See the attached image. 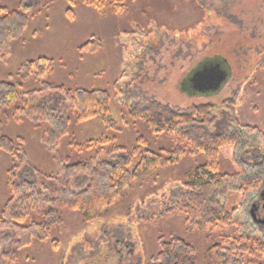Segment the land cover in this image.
Masks as SVG:
<instances>
[{
  "label": "rangeland",
  "instance_id": "rangeland-1",
  "mask_svg": "<svg viewBox=\"0 0 264 264\" xmlns=\"http://www.w3.org/2000/svg\"><path fill=\"white\" fill-rule=\"evenodd\" d=\"M196 1L199 5L195 0H124L122 11L114 14L108 5L96 12L77 0L74 4L64 0H0L2 8L14 10L23 4L34 14L24 36L13 42L9 58L0 60V81L14 84L22 93L36 90L40 87L37 82L21 79L17 70L27 60L46 57L51 62L44 81L69 90H106L111 98L106 125L100 115L85 122L70 115L71 135L55 151L44 143V126H33L27 118L17 123L11 113L2 118V131L23 140L27 159L20 168H14L11 157L0 152V209L8 199L6 173L10 169L14 168L15 182L34 181L52 198L53 190L46 189L52 184L43 175L55 172L56 158L77 162L93 156L112 162L117 158L116 153H110L112 145L129 151L138 135L147 141L146 149L151 153L172 150L171 139L153 135L135 112L152 104L178 114L193 107L212 106L216 124L208 128L209 134L237 131L242 135L239 145L221 150L222 173H241L240 178L264 181V48L255 52L261 59L257 67L245 60L244 50L236 52L237 73L221 55H209L205 45L206 37L233 31L264 38V0ZM213 15L218 22H222L221 16L227 18V24L207 26ZM217 64L226 71V81L216 91L196 93L190 85L193 74ZM36 99L48 109L63 105L56 91L40 92ZM236 120L258 133L249 134L236 125ZM101 137L114 143L86 148V143ZM249 153L259 157L250 160L253 166L241 161ZM149 156L150 163L137 172L98 220L87 222L78 213L64 212L63 223L53 236L60 245L58 251L50 243H34L20 251L17 264H149L159 250L158 240L166 241L170 235L194 247L196 264H220L214 249L217 234L186 230L182 217L161 215L164 204L180 194V182L202 159L184 157L167 163L162 162L165 158ZM75 182L72 186L76 190L86 184L84 179ZM235 184L230 187L236 189ZM257 193L244 200L233 192L219 198L220 204L235 209L246 232L251 230L247 226L248 207ZM143 218L151 222L145 223ZM251 233L261 236L257 231ZM13 247L10 231L0 235V251Z\"/></svg>",
  "mask_w": 264,
  "mask_h": 264
},
{
  "label": "trees",
  "instance_id": "trees-1",
  "mask_svg": "<svg viewBox=\"0 0 264 264\" xmlns=\"http://www.w3.org/2000/svg\"><path fill=\"white\" fill-rule=\"evenodd\" d=\"M64 1L74 4L76 0ZM77 1L96 12L103 11L107 5L112 8L111 12L114 14L124 8V0ZM195 3L199 5L196 0ZM200 10L206 11L203 7H200ZM66 15L69 19L72 18L70 10L66 11ZM33 17L34 14L23 4L14 10L0 7L1 61L9 58L13 42L24 36ZM217 19L218 17L213 15L207 26L227 24V18L221 16L219 19L222 22ZM206 40L205 45L209 46L208 54L221 55L223 62L234 71L238 61L236 52L239 50H244L245 60L250 64L256 67L261 64V59L256 57L255 52H261L264 48V38H252L248 34L233 31L206 37ZM252 56L256 60L252 59ZM50 62L46 57H39L25 61L18 68L17 75L21 79L37 82L40 87L36 90L22 93L14 84L0 81V152L11 157L14 168L21 167L27 159V152L21 138H12L2 131V118L6 119L9 113L17 123L27 118L33 126H44V143L50 151L57 150L62 141L71 135L70 115L78 122L90 121L100 115L102 122L105 125L108 123L106 118L111 101L110 93L106 90H69L63 86H53L44 81L50 71ZM50 91H56L59 98L63 99V105L59 108L48 109L37 103V94ZM212 111V106H201L178 114L158 104L135 109L153 135H166L171 139L172 150H164L163 154L151 153L146 149L147 141L138 135L129 151L116 144L112 145L110 153L117 154L116 160L112 162L99 161L93 156L77 162H71L66 157L65 160L56 158L55 172L43 175V178L52 184L46 188L53 190L52 198H48L34 181L15 182L14 168L7 171L8 199L0 209V235L10 231L14 238V247L12 250L0 251V264H17L20 251L31 248L34 243H50L51 247L58 251L60 245L58 241L53 240V236L63 223V213H78L87 222L98 220L105 208L116 203L137 172L143 171L150 163L152 156L149 155H153L155 160L159 157L165 158L162 162L167 163H174L184 157L191 160L198 157L202 159V162L195 164L187 177L180 182V194L171 203L164 204L161 215L182 217L186 230H209L217 234L214 249L220 264H264V238L246 232L235 215V209L229 210L225 204L219 202V198L229 192L237 193L236 195L244 200L248 195L259 192L264 186V181L240 178L241 173H222L221 150L239 145L242 135L237 131L209 134L208 128L216 124V119L211 115ZM235 123L241 126L237 120ZM241 128L249 134L258 133L254 127ZM110 142L113 141L101 137L86 143L85 146L93 149ZM246 155L254 160L259 158L255 153ZM77 179L86 181L79 190L72 186ZM232 183H236V189L230 187ZM142 221L151 222L146 218ZM158 246L159 250L149 259V264H196L194 247L178 236L170 235L166 241L160 238Z\"/></svg>",
  "mask_w": 264,
  "mask_h": 264
},
{
  "label": "water",
  "instance_id": "water-1",
  "mask_svg": "<svg viewBox=\"0 0 264 264\" xmlns=\"http://www.w3.org/2000/svg\"><path fill=\"white\" fill-rule=\"evenodd\" d=\"M226 79V71L223 70L221 64H217L194 73L190 85L196 93L204 94L210 90H218Z\"/></svg>",
  "mask_w": 264,
  "mask_h": 264
},
{
  "label": "flooded vegetation",
  "instance_id": "flooded-vegetation-1",
  "mask_svg": "<svg viewBox=\"0 0 264 264\" xmlns=\"http://www.w3.org/2000/svg\"><path fill=\"white\" fill-rule=\"evenodd\" d=\"M242 157V155H241ZM251 158L248 156L242 157V163L247 166H253V163L250 161ZM264 186L260 191L255 194L249 204L247 219V226L251 228L250 232L257 231L259 234L264 237Z\"/></svg>",
  "mask_w": 264,
  "mask_h": 264
}]
</instances>
